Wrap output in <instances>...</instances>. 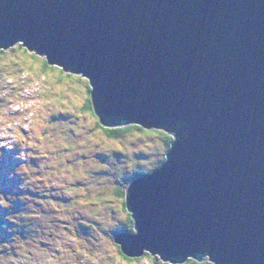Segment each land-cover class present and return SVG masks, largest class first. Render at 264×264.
Returning a JSON list of instances; mask_svg holds the SVG:
<instances>
[{"label":"water","instance_id":"obj_1","mask_svg":"<svg viewBox=\"0 0 264 264\" xmlns=\"http://www.w3.org/2000/svg\"><path fill=\"white\" fill-rule=\"evenodd\" d=\"M17 45L86 79L102 127L172 137L126 188V257L264 264V0H0Z\"/></svg>","mask_w":264,"mask_h":264},{"label":"rangeland","instance_id":"obj_2","mask_svg":"<svg viewBox=\"0 0 264 264\" xmlns=\"http://www.w3.org/2000/svg\"><path fill=\"white\" fill-rule=\"evenodd\" d=\"M32 55L17 49L0 55V88L4 82L15 96H0V261L172 264L156 256L129 261L111 236L129 226L124 198L129 182L141 177L136 170L162 160L163 137L147 134L162 131L107 137L84 109L87 80L59 81L58 71L41 72V57Z\"/></svg>","mask_w":264,"mask_h":264},{"label":"trees","instance_id":"obj_3","mask_svg":"<svg viewBox=\"0 0 264 264\" xmlns=\"http://www.w3.org/2000/svg\"><path fill=\"white\" fill-rule=\"evenodd\" d=\"M15 49H17V50H22V52H26V53H28V51L26 50V49H24L21 45H18V46H16V47H14V48H11V49H9V51L10 50H15ZM8 51H4V50H1L0 49V55H5L6 53H7ZM32 56H34V55H32ZM35 57V56H34ZM36 58H38V57H36ZM39 59V58H38ZM41 64H42V69H41V72H43V73H47L48 71H51V70H56V71H58L59 72V81H62L63 80V78H67V77H69L70 76V74H66V73H64L60 68H58V67H55V66H53V67H51V66H49L48 65V63H47V61L45 60V59H41ZM50 73V72H49ZM82 78V77H81ZM8 80L9 79H7L6 81L8 82ZM84 83L86 84V81L84 80ZM9 84H11V83H9ZM18 84H20V82L19 83H16V84H12V86H14V87H17L18 86ZM8 85V84H7ZM5 87H6V84L3 82V85L1 86V88H0V96L1 97H3V100L4 101H6V100H10V98H11V96H14V95H11L10 93H7L6 91H4L3 89H5ZM17 90V88H12L11 89V91H12V93H14L15 91ZM15 97V96H14ZM1 101V100H0ZM2 103H5V102H2ZM2 103H0V104H2ZM85 110H87V111H89L90 113H93L94 114V112H93V109H92V103H91V100H90V87H88V85H87V99L85 100V108H84ZM101 128V130L103 131V133L107 136V137H109V138H112L113 140L114 139H117L122 133H125V132H127V131H129V130H131V129H137V131H139V132H144V131H146V130H143V129H141L140 127H137V126H127V127H123V128H116V129H107V128H104V127H100ZM161 136L163 137V142H164V144H165V147H166V151L164 152V154H163V157H162V160H161V162L157 165V166H155V168L154 169H156V168H158L161 164H163L164 162H165V159H166V154H167V152H168V150L170 149V146H171V142H172V137L170 136V135H168V134H166V133H164V132H161ZM150 168V167H149ZM153 168V167H152ZM153 169H151V170H148L147 172L145 171V172H138L139 170H137V172H135L136 174H140V175H144V174H146V173H148V172H151ZM124 210L126 211V213H127V220L129 221V226H125L123 229L124 230H121L120 232H113V234L111 235L113 238H114V243L117 245V243L115 242V238L118 236V235H120V233L121 232H123V234H127V232H125V231H130V232H133V231H135V229H134V221H133V218L131 217V213L130 212H128L127 211V209H126V207H125V199H124ZM130 228V229H129ZM122 234V235H123ZM118 250H119V252L127 259V260H129V261H133V260H142V258H144V257H149V256H151V257H155V256H152L150 253H148V252H145L144 254H143V256H141V257H139V258H128V257H126L125 255H124V253L122 252V249H121V246L118 248ZM159 260H161L163 263H167V262H164L159 256H156ZM204 261H205V264H210L211 262L209 261V259L208 258H205L203 261H196V260H194V259H191L190 261H188L189 263L191 262V264H202V263H204ZM188 264V263H187ZM214 264V263H213Z\"/></svg>","mask_w":264,"mask_h":264},{"label":"snow or ice","instance_id":"obj_4","mask_svg":"<svg viewBox=\"0 0 264 264\" xmlns=\"http://www.w3.org/2000/svg\"><path fill=\"white\" fill-rule=\"evenodd\" d=\"M77 79H79V77H77ZM148 135H159V134H161V133H147ZM6 136H7V133L5 134ZM3 252V250L2 249H0V253H2ZM0 264H3V261H0Z\"/></svg>","mask_w":264,"mask_h":264},{"label":"bare ground","instance_id":"obj_5","mask_svg":"<svg viewBox=\"0 0 264 264\" xmlns=\"http://www.w3.org/2000/svg\"><path fill=\"white\" fill-rule=\"evenodd\" d=\"M2 123H3V121H2ZM5 123V122H4ZM4 127V126H3ZM11 127V126H10ZM9 128V127H8ZM6 129V128H5ZM1 130V129H0ZM9 130V129H8ZM4 131V130H3ZM12 131V130H11ZM1 132V131H0ZM1 175V174H0Z\"/></svg>","mask_w":264,"mask_h":264}]
</instances>
